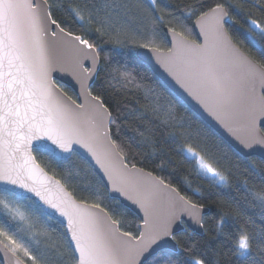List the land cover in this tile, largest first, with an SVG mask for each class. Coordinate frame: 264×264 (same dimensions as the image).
Masks as SVG:
<instances>
[{
  "label": "snow or ice",
  "instance_id": "obj_1",
  "mask_svg": "<svg viewBox=\"0 0 264 264\" xmlns=\"http://www.w3.org/2000/svg\"><path fill=\"white\" fill-rule=\"evenodd\" d=\"M148 2L156 4V0ZM226 17L224 5L216 4L193 25H199L203 44L177 38L175 47L166 54L156 49V60L171 77L158 88L137 82L139 73L133 75L134 69L127 66L114 69L110 77L121 84L130 83L142 93L146 104L139 110L145 114L150 111L156 117L153 123L172 129L173 142L179 136L176 130L184 128L185 118L178 109L190 111L191 101H196L235 136L238 145L234 155L248 160L251 152L245 150L264 149V60L254 61L232 45L223 29ZM79 19L83 21L82 16ZM188 19L190 15L185 16ZM56 27L47 0H0V237L7 241L0 259H8L9 251L31 256L28 247L10 233L23 235L31 227L29 220L42 217L55 218L64 225L67 242L77 254L76 264H212L206 251L193 246L178 251L173 230L174 225L183 224V217L199 222L202 206L180 197L178 189L158 178L128 169L123 153L117 154L119 145L110 139L109 125L114 118L101 96L88 95V75L81 71L83 50L79 45L92 50L90 56L83 55L91 59L93 69L99 62V50L76 36L54 56L48 44L49 32L54 40L72 37L71 32L61 37L50 31ZM245 35L264 57V25L251 20ZM142 47L147 49L150 44ZM57 68L78 77L82 103L77 104L55 82L52 73ZM82 150L94 159L112 188L142 210L139 235L121 234L120 221L97 212L99 204L89 207L77 202L45 174L34 154L39 151L57 159ZM181 153L193 163L197 176L217 187L228 183L231 172L224 174L220 158L202 154L191 144L181 145ZM250 166L257 172L254 162ZM244 190L264 209V192L254 187ZM260 238L264 239V230ZM252 243L253 238L241 228L234 245L237 256L250 254ZM31 258L33 264H39Z\"/></svg>",
  "mask_w": 264,
  "mask_h": 264
},
{
  "label": "trees",
  "instance_id": "obj_2",
  "mask_svg": "<svg viewBox=\"0 0 264 264\" xmlns=\"http://www.w3.org/2000/svg\"><path fill=\"white\" fill-rule=\"evenodd\" d=\"M51 16L66 31L88 40L99 50L100 68L91 87L101 96L114 118L110 125L111 137L130 166H139L174 186L193 203L209 211L203 218V233L186 228L176 234L178 251L193 246L206 251L212 264H264V209L244 188L264 192V160L251 156L248 160L234 155V148L194 110L179 108L184 128L177 129L178 139L173 142L170 128L153 123L156 117L140 111L146 101L132 84H121L111 79L113 70L127 66L134 69L136 80L146 86L159 87L164 83L136 54L143 44L167 50L170 47L165 28H170L190 39H196L194 20L214 8L226 7L230 19L227 29L238 46L255 61L264 60L246 38L251 20L264 25V0H47ZM203 5V6H202ZM235 6V7H231ZM242 6V7H241ZM250 14V15H249ZM190 19L185 20V16ZM83 17V21L79 17ZM103 20L104 23H100ZM99 29V31H97ZM259 38V37H257ZM120 43H116V41ZM143 78V79H141ZM72 98L74 92L58 83ZM191 144L197 151L207 152L221 159L224 174L231 172L228 183L220 187L210 184L202 175L197 176L193 163L184 158L181 145ZM38 162L57 177L79 201L99 204L106 209L124 232L139 235V217L112 198L105 184L91 164L79 154L54 159L34 153ZM254 162L257 172L250 166ZM245 181L247 184L245 185ZM197 190H199L197 192ZM225 222L221 225L220 221ZM31 225L23 235L11 232L28 247L39 264H76V256L68 244L64 226L55 219L29 220ZM253 238L251 253L238 257L234 245L240 229ZM38 240L35 243L33 238ZM6 244L7 241L0 237ZM28 264L29 256L16 253ZM183 259L184 256L179 257ZM1 264V263H0ZM208 264V261H206Z\"/></svg>",
  "mask_w": 264,
  "mask_h": 264
},
{
  "label": "water",
  "instance_id": "obj_3",
  "mask_svg": "<svg viewBox=\"0 0 264 264\" xmlns=\"http://www.w3.org/2000/svg\"><path fill=\"white\" fill-rule=\"evenodd\" d=\"M40 2H43V0H40ZM47 6H48L49 11H50V7H49L48 2H47ZM224 10L226 12H228L226 7H224ZM199 17H201V15ZM199 17H197L194 20L193 25L196 24L197 19ZM51 19H53L52 16H51ZM228 19H229V13H228V17L225 18V23L223 25L224 32L227 35L228 39L231 41L232 45L236 49L239 50L240 53H242L243 55L248 56L250 59L254 60L247 52H245L240 46H238L236 44V42L232 39V37H231V35H230V33H229L228 29H227V26H226ZM57 25H58V27L52 28L50 31H56L58 33V35H60L61 37L66 36V34L69 33L68 31L63 29L58 23H57ZM61 28L64 30V32L62 34L60 33V29ZM193 29H194V32L196 34V39H190V38L185 37L184 35H183V37H180V34H181L180 32H177V31L174 30V33H173L172 29L165 28V32L167 34V39H168L169 44H170L169 49H172V48L175 47V45L177 43V38L186 39L190 43L203 44L204 43V37H203V34L199 30V25H196V27H193ZM76 36L77 35L72 34V37H67V41H65L64 39L54 40V39H52L50 37V32H49L48 44H49V47H50V49L52 51V54L54 56H59L61 54V52H62L63 45L66 42H72L73 38L76 37ZM79 48L83 50V54H87V55L90 56L92 50L87 49L86 46H84V45H79ZM156 49H158V48L149 47V48L145 49L143 47H140V48H138L136 50V54L142 61H144L148 66H150L152 71L163 82H165V78H167L170 81L171 77L168 76V74L165 72L163 67L156 60V55H157ZM161 51H162V53L166 54L168 52V49L167 50H161ZM83 54L80 57V65L82 66L81 71L84 74L88 75V78L85 81V83L87 84V86L90 89V91L88 92V95L89 96H95L92 93V91H91V87H92V85H93V83H94V81L96 79L97 73H98L99 68H100V57L98 55V61L99 62L96 65V68L93 69L91 59L90 58H87V59L84 58ZM52 77H53V79L55 80V82L57 84L61 83V84L65 85L66 87L70 88L74 92V94L76 95V99H74V98H72L69 94H67L63 90L64 93H66L68 97H71V99L74 100L77 104H80V103L83 102V97L81 95V92H82L81 85H80L79 79H78V77L76 75H73L71 71H61L59 68H57L56 70L53 71ZM191 105H192V108H191L192 110H194L206 123H208L217 133H219L235 150L237 149L238 141L236 140L235 136L231 132H229L227 128L224 127L223 124H221L219 121L215 120L214 117L208 115L204 111L202 106L198 105L196 103V101L192 100L191 101ZM110 125H109V127H110ZM110 139L113 140L112 137H111V131H110ZM116 151H117V154L121 153L118 148L116 149ZM245 151H250L251 152V156H257V157L262 158L264 160V149H261V148L257 147L255 149L245 150ZM77 154L82 156L85 160H87L91 164V166L93 167L94 171L98 174V176L101 178V180L105 184L107 190L109 191L110 196L112 198L118 199L125 207L129 208L131 211H133L139 217V219L141 221V223L139 225V230L142 231L143 230V219H142L143 212H142V210H140L137 205H135L132 202L128 201L127 198H125L120 192H118L117 190L112 188L111 182L108 181L107 176L105 174H103V171L101 169H99V166L94 163V159L90 156V154H88L86 152H83V150H82L81 153H77ZM69 157L70 156H66V157L61 158V159H65V158H69ZM122 159L124 160V163L127 165L128 169L134 170V171H137V172H143V173H146V174H150L152 177L158 178L159 180L163 181L165 184H168L167 182H165L164 180L159 178L157 175L151 173L150 171H148V170H146L144 168H141L139 166H134V169H133V166H130L126 162L124 156H122ZM37 162H38V160H37ZM40 167L43 169L45 174L49 178H51V180L53 182L58 181L63 186L64 190L67 193H69L77 202H83V201H79L78 199H76L73 196V194L66 188V186L57 177H55L51 173H49L41 164H40ZM168 185H170V184H168ZM52 187L55 188V184L54 183H53ZM172 187L174 189H177L174 186H172ZM178 195L180 197H185L179 191H178ZM84 203H86L89 207L94 205V204H90V203H87V202H84ZM193 204H195V203H193ZM196 205H198V204H196ZM96 211L110 215V213L106 209L101 207V206ZM208 211L209 210L207 208L201 207V210H200V213H199V217H200L199 222H197L194 219L183 217V221H184L183 224H176V225L173 226V230H174L175 235L179 234L181 231L185 230L186 228H188L191 231L196 232L198 234H202L203 233V218H204V215L206 213H208ZM110 218L112 220H114L111 215H110ZM53 219H55V218H53ZM55 220L58 221L57 219H55ZM61 225H63V224H61ZM118 227H119V225H118ZM119 230H120L121 234L125 233L124 231H122L120 229V227H119ZM4 245H5V243L0 238V251H3ZM72 250H73V248H72ZM74 254H75V256L77 255L76 253H74ZM8 257L9 258L6 259V260L5 259H0V263L1 264H28L21 257H19L16 253L13 254V253H11L9 251L8 252Z\"/></svg>",
  "mask_w": 264,
  "mask_h": 264
},
{
  "label": "rangeland",
  "instance_id": "obj_4",
  "mask_svg": "<svg viewBox=\"0 0 264 264\" xmlns=\"http://www.w3.org/2000/svg\"><path fill=\"white\" fill-rule=\"evenodd\" d=\"M32 256H29L28 257V261H31V262H33V260H32V258H31Z\"/></svg>",
  "mask_w": 264,
  "mask_h": 264
}]
</instances>
